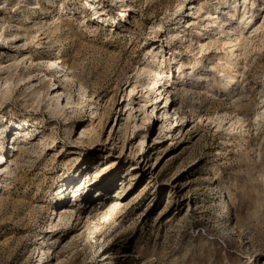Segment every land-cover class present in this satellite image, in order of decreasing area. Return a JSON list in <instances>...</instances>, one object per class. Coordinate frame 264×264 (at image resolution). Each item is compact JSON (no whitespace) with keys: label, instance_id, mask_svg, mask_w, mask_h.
Listing matches in <instances>:
<instances>
[{"label":"rangeland","instance_id":"374dc122","mask_svg":"<svg viewBox=\"0 0 264 264\" xmlns=\"http://www.w3.org/2000/svg\"><path fill=\"white\" fill-rule=\"evenodd\" d=\"M131 1H134L132 12L124 19L119 13L125 9L123 3L118 7L109 6L108 0H103L109 6L111 19L116 21L110 27L100 25L95 36L91 35L92 27L87 28V20H83L86 13L80 14L83 5L79 0H62L65 3L62 9L58 0L53 3L38 0L39 5L34 8L25 3L14 9L0 5V24L7 26L6 36L15 33L18 30L16 24L27 15H31V19L23 28L32 27L31 31H35L36 26L33 25L40 23L45 26L37 39L44 44L41 50L35 43L23 47L24 36L10 45L0 43L2 65L11 64L13 56L20 58L30 50L31 56L35 57L43 52L53 54V48H63L62 60L73 67V73L79 76L86 88V93H83L79 91L77 80L73 85H66L67 79L53 73L59 86L71 93L74 112L72 109L65 115L52 116L46 109L49 98L38 106L29 96L38 85L40 87L47 82L44 75L49 72L44 68L41 74L37 72L39 69L32 68V81L37 86L26 90L27 86L22 84L10 100L3 104L0 102V119L5 116L10 120L13 115L21 123L30 121L31 126L38 120L40 124L37 131L33 127L25 129L27 125L22 128L10 122L12 130L8 136H13L16 128L22 130L15 136L19 142L25 139L23 133L30 130L33 136L41 137L45 132L53 134L55 139L53 144L49 141L44 148L38 144L39 138L32 137L29 141L37 149L25 154L18 153L17 149L12 152L13 140L10 141L8 160L15 155L14 160L19 164L10 178V188L0 192V264H46L47 257L55 259L59 256L53 255V249L46 251L44 256L37 249L38 244L54 247L63 239L65 243H71L70 238L76 241L62 251L60 260L63 264H109L112 261V264H120V257L127 251L135 253L137 264L147 261L151 264H264V117L256 122L254 117L264 106L261 103L264 99V47L262 51H252L246 62L248 67L242 70L244 76L238 84L239 92H244L245 96L236 109L228 104L229 99H220L221 90L215 80L224 78L212 70L217 67V57L223 55L222 51L211 50L195 72L191 68L185 69L184 74L189 76L187 80L191 83L197 81L193 75L206 68L214 75L211 79L214 82L200 81L202 91L194 99L190 97L191 93L184 97L181 96L182 90L175 89L172 98L185 115L178 126H181V135L177 138L179 144L165 158L162 151L168 138L160 136L159 130L163 123V126L175 125L176 117L171 110L168 118H163L161 107H169L173 99L163 95L162 102L156 104L155 116L151 119L149 116L144 126L145 115L137 113L136 118L125 121L129 113L119 104L129 101L125 92L129 86L127 83L136 76L135 71L143 63L145 50L151 45L162 44L166 54L174 49L182 62L196 58V51L191 53L188 44H182L179 37L171 36L175 27H168L170 21L176 22V7L181 0ZM213 2L206 1L204 7ZM11 16L13 19L8 25L5 20ZM263 21L262 18L260 24H264ZM158 24L164 28L162 32L157 31ZM54 25L65 27L62 26L61 32L55 33L51 40L46 39L48 34L44 31ZM23 28L19 31L23 32ZM116 29L118 31L114 32ZM193 42V49H196ZM255 45H259V39ZM239 69L241 71L242 67ZM7 75L5 71L0 72L1 78ZM172 84L178 86L175 82ZM51 87L54 89V85ZM139 96L134 95L133 99H140ZM152 99L154 97L148 98V106L154 104ZM147 109L150 114L154 108ZM235 113H243L254 125L249 134L229 135L225 131ZM217 115L226 117L223 129H217L214 123ZM119 117L121 124L126 125L123 131H119L120 140L109 136ZM135 124L140 128L134 129ZM70 128H74L73 131L69 132ZM143 143L140 153L139 145ZM150 148L155 153L153 162L159 159L151 180L148 172H142L145 168L143 159L139 160L141 154ZM108 152L111 154L109 159L107 155L102 156ZM111 160L116 164L105 173L101 191L81 192V200L86 199L83 209L94 203L95 210L89 219L75 221L73 218L70 228L64 227L59 221L61 207L75 206L71 188L66 192L64 188L71 182L80 191L91 186L98 177L97 172L105 169ZM74 163L77 164L75 168ZM131 175H139L136 185L128 184ZM174 185H179L189 195V208L187 201L175 207L174 199L169 198V188ZM121 189L124 193L120 192ZM63 192L67 206L59 204L57 199ZM119 195L123 202L121 209L109 210L110 213L105 209L102 211V214L107 213L104 220L100 217L92 219L102 201L109 204ZM224 196L228 200V211L223 210L227 226L221 227L215 217L223 209ZM99 198L104 199L98 202ZM203 201L205 207L193 209L195 217L189 221L192 207ZM81 222L83 225L79 226ZM88 223L90 231L85 227ZM56 225L58 227L52 229ZM114 256L119 258L111 260Z\"/></svg>","mask_w":264,"mask_h":264},{"label":"bare ground","instance_id":"6f19581e","mask_svg":"<svg viewBox=\"0 0 264 264\" xmlns=\"http://www.w3.org/2000/svg\"><path fill=\"white\" fill-rule=\"evenodd\" d=\"M49 1L53 3L54 1L57 0H49ZM58 1L59 4H61L60 6L62 9L65 4V3L63 4L64 0L63 2L62 0H58ZM79 1L83 5L82 7L83 10L80 14L84 15V13H86V15L83 16V20H87V28L92 27L93 31H91V35L94 36L96 35L97 28L100 25L110 27L112 23L116 21V19H111V16L109 15L108 12L109 6L118 7L123 3L125 9L119 13L125 19L128 17V14L132 12L131 4L134 3V1L129 2L130 0L129 1L108 0V5H109L108 6L104 4L103 0H79ZM191 1L192 0H181L178 3L176 7L177 14H175L176 22L171 23L172 21H170V25L168 27L169 28L175 27L174 28L175 32L171 33V36L175 38L179 37V40L181 41L182 44L183 43L188 44L187 48L191 49V53H194L196 51V58H193L188 62H182L181 59L177 56L174 49L169 50V54H166V51L162 44L151 45L149 49L145 50L146 55L144 56L143 63L139 64L138 68L135 71L136 76L132 78L131 82L127 83L129 86L125 90V92H127L129 101L127 103L124 101L123 103L119 104V107H123L125 110H127V113H129L125 121L136 118L137 113H142V115L146 116V119L143 120V124H142L144 126L148 122L149 116L150 119L151 117L153 118V116H155V111L158 109L156 104L162 102L161 101L162 96L167 94L171 98L174 97L175 89L182 90L181 96L184 97L189 95L190 93H191L190 97H192V99L196 97V94L197 96H199L198 95L199 92L202 91L199 82L200 81H205L206 83L214 82L211 80L212 77H214V75L212 74L211 71L207 70L206 68L204 69V71L201 70V72H199L198 74L193 75L194 78H197V81L191 83L190 80H187V77L189 76L184 74L185 69L191 68L193 72L199 70L200 67L202 66L203 60L211 50L223 52L222 53L223 55L217 57V61H218L217 67L212 68L213 71L216 72L218 71V74L221 75V78H224L222 81H218V79L215 80V82L218 85V88L221 90V95L219 96L220 99L222 100L229 99L228 104L232 105L233 106L232 108L235 109L237 108V105H240L242 103V99H243L242 97L245 95L243 94L244 92L243 93L239 92L240 86L238 84L239 79L244 76V74H242L243 72L242 70H245L248 67L246 62L252 51L254 49L257 51L260 50L262 51L264 47V24H260L262 18L264 19V15H263L264 0H213L214 2L207 7L206 6L204 7V4H206V1L208 0H195L196 2L190 3ZM23 3H25L26 6L33 8L34 6L37 7L39 5L38 0H35V2H31L30 0H16V1L0 0V5H7L12 9L16 8L18 5ZM18 10H20V8H18ZM70 12L71 10H69V13ZM262 12L263 14H261ZM11 19H13V16L5 20V23L9 25ZM24 19L21 23L16 24L18 30L13 34H10V36H6L5 31L7 26L0 24V43H6L10 45L13 41H16V39L24 36L25 41L23 47H27L35 43L37 45L38 50L43 49L44 44L41 41H37V39L39 37V33L44 30L45 26L41 25L40 23L39 25L35 24L33 25V27L36 26V30L31 31L32 27L23 28V26L26 25L27 22H29V20L31 19V15L25 16ZM120 23L121 22H119L118 24ZM62 26L63 25L60 26L54 25L52 29L47 28V30L44 31V33L47 32L48 34V37L46 39L51 40V38L55 33L61 32ZM22 28L24 29V31L23 32L19 31ZM156 28L157 31H161V32L164 29L163 27H161L160 24H158ZM110 30H113L112 27ZM117 31L118 29H116L114 32ZM257 39H259V45H255ZM193 41L195 42L194 45L196 46V49H193V45H192ZM62 49L53 48L52 50L53 54H48L43 52L35 57L31 56L32 51L30 50L29 52L21 55L20 58L23 57L21 60L20 58H15L13 56L14 59H11L12 60L11 64L4 66L0 63V72L5 71L6 74H8L7 77L4 78H1L0 76V102L3 104L6 101L10 100L11 97L14 95L15 91L17 90V88H19V86H21L22 84L24 86H27L26 90L32 89L34 86H37V84L32 81L34 78L33 76L34 72H31V69L37 68L39 69V71L37 72L42 74L44 73L43 69L45 68L49 72V74L45 73L44 75V78L47 79L46 80L47 82L40 87L38 85V87H36L33 91H31L29 96H31L33 99L32 103L37 104L39 106L42 105L43 102H46L45 101L46 98H49V101L46 102L47 105L46 109H49L50 115L52 116L65 115L68 110H72V109L74 112V107H73L74 103L72 102L71 93L66 91L65 87L62 88L61 86H59V83H57L55 76H53V73L59 74V76L64 80L67 79L66 85H73L75 83V80H77L80 86L79 91L83 93H86V88L82 85L79 76H76L73 73V67H70L66 63V61L62 60L61 54L64 52L62 51ZM26 60H28V62ZM239 67H242L241 71ZM25 70L27 71V73H25ZM173 82H175L178 86L176 87L174 84H172ZM52 85H54V89L51 87ZM134 95L137 96L140 95L139 96L140 99L138 98L133 99ZM214 95L217 96L216 93ZM150 96L154 97V99L152 100L155 101L154 104L148 106V98ZM172 99H173L172 103L169 107L166 106L161 107L162 108L161 111H163L162 117L167 119L170 111L172 110L173 116L176 117L174 121L175 125L177 124L175 126L173 125V123H170L167 126H163L165 124L163 123L160 127L161 129L159 130V135L160 136L163 135V137L168 138V141L166 143L167 147L165 146L162 151L164 153L165 158L168 157L169 156L168 154L172 152L174 148L179 144L177 138L179 137V135H181V126L180 127L178 126L180 125V122H182L184 118L181 117L185 115L183 114L182 109L178 108L175 98ZM262 101L263 102L261 103L264 104V99ZM147 107L154 108L150 114L148 112ZM134 111H136V113H133ZM257 112L258 113L254 116L256 118L255 122L260 120L262 117H264V106L260 108V111ZM242 114L243 113L241 114L235 113L234 118L230 120L228 127L225 129V131H227L229 135L234 133H239L242 135L246 133L249 134L251 127L254 126L249 122L248 118ZM157 115L158 112L156 114V117ZM120 117L116 122V126L111 128L109 134L110 137L114 136L118 140H120L119 134L121 133L119 131H123V129H125L126 127V125L121 124ZM225 118L226 117L223 116H218V115L216 116V121L214 123H216L217 129L224 128L223 124L226 121ZM17 120L18 119L13 118V115L10 118V120H6L5 116H2L0 119V192H2L4 189L10 188L11 185L10 178L11 176H13L15 170H17L18 168L17 166L19 164L16 162V160H14L15 155L8 160V156L10 153L9 145L11 140H13V143H11L12 152H14L15 149H17V152L21 154L22 153L25 154V152H29L30 150L32 151L37 149L36 148L37 146H35L33 142L29 141L32 137H35L37 140L39 138L38 144L43 145L44 148L47 145H49L48 144L49 141H51L52 144L55 142L53 134H46L45 132H43V135H41V137L33 136L32 130H30L29 132L28 131L24 132L23 137H25V139L20 142L17 140L15 136L16 134L22 133V130H17L15 128L13 129V134H12L13 136H8V132L12 130V125L10 124V122L18 124L22 128L24 125H27L25 129H28V127L29 128L33 127L35 128V130L39 131L40 124L38 120H36L34 124L31 126L30 124L32 123L30 121L21 123ZM138 128H140V126L138 124H135L134 129H138ZM73 129L74 128H70L69 132L73 131ZM144 143L143 145H139L140 153L143 151ZM19 146L22 147L23 149L21 148L22 149L21 150ZM63 149L64 147L62 148V150ZM154 154H155L154 150L153 149L151 150L150 148L147 151V153L144 152L139 157V160L143 159V163L145 164V168L143 169L142 172L149 173V180H151V178L154 176V172L158 164L157 161L159 160L157 158V160L153 162V158L155 156ZM104 155H107L108 159L111 157L110 152L105 153L102 156ZM53 157L56 158V154H53ZM115 164L116 161L113 160L109 161V163L105 165V169L97 172L98 177L94 180L92 185L85 187L82 191L79 190V187L77 185L74 186L75 185L74 182L69 183V186L65 185V187L68 186L64 188L65 192L68 191L70 188L72 190V195H73L72 198L74 199L75 206L70 208L61 207L62 209L59 215V221L64 224L63 225L64 227H66L67 229L70 228L69 226H71L73 218H75V221L84 218H86L87 220L89 219L90 213L95 210L94 203L89 205L87 204V206H85V209H83L82 205H84V201L86 199L81 200L82 199L81 192H85V191L89 192L92 189H95L97 193H99V191H101L102 185L105 182V180H103L105 173L107 172V170L113 169ZM76 165L77 164H75L73 167L75 168ZM76 173H78V171ZM16 178L17 177H15V179ZM128 178L130 179L128 184L134 185L133 183H135L136 185V183L139 180V175H131ZM184 191L185 189H183L179 185H174L171 188H169L168 196L169 198L174 199L175 207L180 206L183 201H187L189 203L188 205L189 208L191 201L189 202L190 200L189 195L184 193ZM65 192H63L57 197V199H59V204H63L62 206L66 205L65 202L67 201ZM120 192L124 193V189H121ZM222 194L223 193H221V195ZM121 197L122 196H120L118 199L114 200L109 204H107L106 201H102V199L104 198L102 199L99 198L97 201L98 202L102 201L103 203L101 207L99 206L100 208L98 209L97 213H95L96 215L94 214L92 219L96 220L97 218L100 217V220H104L107 217V213L102 214L103 210L106 209L108 210V212L109 210L111 212V210L115 211L118 207L120 208V206L123 204V202L120 201ZM222 199L224 200L223 201L224 206L221 213H218L217 216L215 217V221L219 226L226 227L227 221H224L225 215L223 210H226V212L228 211V200L226 196L222 197ZM0 203H2V200H0ZM198 204H199L198 206L195 205L194 207H192L189 221H191L193 217H195V214H193V209L195 210V208L197 207V208H201L202 210L205 207V201L200 202ZM187 212H189V209L187 210ZM187 212L185 213V215L187 214ZM57 217H58V213H57ZM191 223H194V221ZM80 225H83L82 222L79 223V226ZM57 227L58 226L56 225L52 229H55ZM85 227H87L86 229L88 231L91 230L89 229V223ZM75 233L76 232H74L73 234ZM72 237H76V236H72ZM70 239L72 241L71 243L70 242L65 243L64 242L65 239H63L60 241L59 244L55 243L54 247H50V246L44 247L42 244L40 243L38 244L39 248L37 249L42 251L44 256H46L47 254L46 251L49 252L52 249H53V255L55 257L59 256L55 259L54 258L50 259V257H47L46 264H63L62 261L60 260L61 258L60 255L62 251L67 250L70 247V245L74 244V241H76L74 240V238H70ZM137 248L138 247H135L134 249L137 250ZM135 250L134 252H136ZM137 252L139 254V250ZM134 254L135 253H132L131 251H127L125 254H123L120 257L121 258L120 264H129L132 261L136 263L138 257L134 256ZM117 257L114 256L113 257L114 259L111 258V260H115L117 259ZM112 262H110L109 264H112ZM149 263L150 262L147 261L142 264H149Z\"/></svg>","mask_w":264,"mask_h":264}]
</instances>
